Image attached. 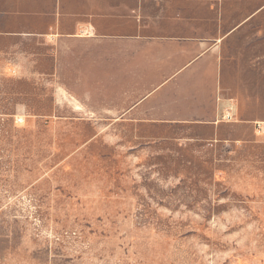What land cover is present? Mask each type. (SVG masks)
I'll return each mask as SVG.
<instances>
[{"label":"rangeland","instance_id":"1","mask_svg":"<svg viewBox=\"0 0 264 264\" xmlns=\"http://www.w3.org/2000/svg\"><path fill=\"white\" fill-rule=\"evenodd\" d=\"M117 1L0 0V264H264V0Z\"/></svg>","mask_w":264,"mask_h":264},{"label":"crops","instance_id":"2","mask_svg":"<svg viewBox=\"0 0 264 264\" xmlns=\"http://www.w3.org/2000/svg\"><path fill=\"white\" fill-rule=\"evenodd\" d=\"M119 6H120V3L117 0H110V1L86 0V2H83L81 7H80V9L81 10L83 9V11H85V12H84V14H82L83 18H82V20H80V25L82 27V30L85 32V34L81 38H85L84 41H88L89 43H94L95 45L97 44V42H101L100 39L97 36L93 37L92 35L87 34V32L92 31L90 26L93 27V25L96 26V25H100L102 23V19L104 17V13L106 11H110L111 12L110 15H109L110 19H117L118 18L117 11L120 8ZM165 27H168V29H171V27H173V28L174 27L175 28L176 27H180V28H177L176 30H178L182 35H188L190 33V32H186L185 33L183 30L186 29L188 31L189 28L183 27L182 25H175V26L166 25ZM196 39H197L196 37L188 36V37L179 39L177 41H174L171 46L173 47V49L175 51H180L179 53H180L181 56H185V54H182L184 49H186V46H190L194 42H197ZM198 44L204 46L205 42H202V43L199 42ZM97 48H98V45H96V49ZM206 50H208V47H207ZM211 52L213 54L216 53L215 50H212ZM206 56H207V54L204 55L202 58H200V60H197L195 63L198 64Z\"/></svg>","mask_w":264,"mask_h":264}]
</instances>
